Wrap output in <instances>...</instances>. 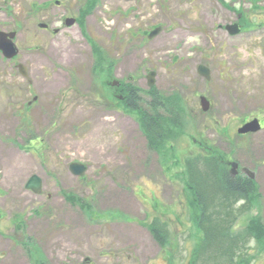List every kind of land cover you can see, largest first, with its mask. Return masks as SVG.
I'll list each match as a JSON object with an SVG mask.
<instances>
[{
	"label": "rangeland",
	"instance_id": "obj_1",
	"mask_svg": "<svg viewBox=\"0 0 264 264\" xmlns=\"http://www.w3.org/2000/svg\"><path fill=\"white\" fill-rule=\"evenodd\" d=\"M57 1L0 0V31H17L28 72L0 56V264H40L39 255L75 264L84 251L96 259L114 249L120 259L95 264H144L135 248H158L156 223L170 236L156 264H167L168 250L170 264H232L231 256L264 264V253L249 250L257 232L243 231L264 221V128L238 134L255 118L264 126V0ZM70 17L77 23L68 27ZM236 23L242 31L230 35L225 27ZM151 71L162 96L179 98L182 120L154 149L139 113L119 98L133 86L150 110ZM203 147L256 178L248 202L237 201V248L218 261L199 260L202 208L184 165ZM76 162L83 175L70 170ZM34 174L41 195L25 187ZM75 196L93 209L73 206Z\"/></svg>",
	"mask_w": 264,
	"mask_h": 264
},
{
	"label": "trees",
	"instance_id": "obj_2",
	"mask_svg": "<svg viewBox=\"0 0 264 264\" xmlns=\"http://www.w3.org/2000/svg\"><path fill=\"white\" fill-rule=\"evenodd\" d=\"M140 92L138 88L127 86L124 89L125 104L139 113L152 147L162 146L166 136L182 125L181 116L177 113L179 98L176 95L166 98L157 90H151L147 100L150 110H145L140 105L143 100ZM202 150L197 156L188 157L185 161L190 185L188 189L194 193L198 206L202 208L198 220L205 235L201 250L223 256L238 245L240 235L232 231L241 212L237 208V201L244 199L248 202V195L257 190L256 182L245 177H233L218 152L204 147ZM78 202L84 204L83 199L71 197L72 204ZM154 226L159 229L155 234L156 239L162 241L161 237L164 239L166 232L160 229L162 227L159 224ZM251 231L264 235V227L256 220L252 223Z\"/></svg>",
	"mask_w": 264,
	"mask_h": 264
},
{
	"label": "water",
	"instance_id": "obj_3",
	"mask_svg": "<svg viewBox=\"0 0 264 264\" xmlns=\"http://www.w3.org/2000/svg\"><path fill=\"white\" fill-rule=\"evenodd\" d=\"M75 22V20L71 19L70 22H69V25L70 24H73ZM227 29L229 30L230 34L235 36L236 34H239L241 32V28L239 26V24H236V25H229L227 27ZM161 31V28L153 31L150 35H149V38H153L155 36H157L159 34V32ZM8 36H10L11 38H14L15 35L14 34H10V35H7V34H2V37L3 38H7ZM8 45H11L8 47V49H10L9 51V54H7V56L9 57H14L18 50L14 49V47L12 46V43L10 42L9 40V43ZM199 73L203 76V77H206L207 79H210V70L208 68H206L205 66H199ZM154 76H155V73H152L150 74V83L151 84H154ZM117 85V83H115ZM201 103H202V106H203V110L206 111L209 106H210V102L207 100V98L205 97H201ZM261 129V124L260 122L257 120V119H254L252 120L251 122L247 123L246 125H244L243 127H241L238 131L239 134H247V133H251V132H258L259 130ZM237 165L235 163H233V167L234 169H237L236 167ZM71 170L74 174H82L85 172L86 170V167L84 165H81V164H73L71 166ZM235 171V170H234ZM245 172L251 177L253 178L254 177V172L252 173L251 171L245 169ZM236 173V172H234ZM27 187L28 189L36 192V193H41L42 192V180L40 177L38 176H33V178L30 179V181L28 182L27 184Z\"/></svg>",
	"mask_w": 264,
	"mask_h": 264
},
{
	"label": "flooded vegetation",
	"instance_id": "obj_4",
	"mask_svg": "<svg viewBox=\"0 0 264 264\" xmlns=\"http://www.w3.org/2000/svg\"><path fill=\"white\" fill-rule=\"evenodd\" d=\"M46 28H47V26H46ZM5 31L9 32V33L17 32V31H8V30H5ZM57 32H58V30H57ZM17 37H18V34H17ZM7 41H8L7 38L0 40V48L3 49L5 54H9V51H10V49H8V42ZM0 56H2V52L1 51H0ZM17 60H20V56H18V55H17V57L15 59L9 60V61H17ZM262 221H263V219H262ZM262 241H264V235L261 236L258 233H256L255 234V239L253 238V242L254 243L257 242L258 243V245H257L258 247L256 249H249V250H251V252H256V254H257V252L258 253H264V249L262 247H260L262 245ZM157 246H158V250L156 248H154L153 245H146V247L138 246V247L135 248L136 249L135 256H138L140 260L144 261V264H156L157 261L159 260V258L162 256L160 254V252L163 250V248L160 247L159 243H157ZM155 250L157 251L156 253H155ZM87 253H88L87 251H84V255L80 254L79 256H76L75 258H78L79 260L75 259L73 261V263H75V264H95L104 255L109 256V257H111V256L112 257H116V258H119V259H120V255H122L121 253H119L117 250L114 249L113 251H109V252H104L102 254H98L97 258H96L97 261H94L96 259H93L92 257H90L89 255H91V254H87ZM170 254H172V252H170L168 250V252H165V256H164L165 258H163V259H165L167 261V264H170V262H171ZM250 254H253V253H250ZM154 259H156L155 262H152V260H154Z\"/></svg>",
	"mask_w": 264,
	"mask_h": 264
},
{
	"label": "bare ground",
	"instance_id": "obj_5",
	"mask_svg": "<svg viewBox=\"0 0 264 264\" xmlns=\"http://www.w3.org/2000/svg\"><path fill=\"white\" fill-rule=\"evenodd\" d=\"M74 52V51H73ZM75 56H74V53H73V55H72V58H74ZM96 150V149H95Z\"/></svg>",
	"mask_w": 264,
	"mask_h": 264
}]
</instances>
